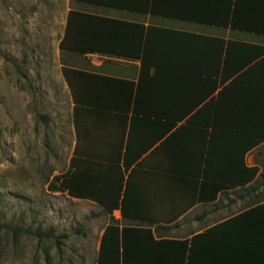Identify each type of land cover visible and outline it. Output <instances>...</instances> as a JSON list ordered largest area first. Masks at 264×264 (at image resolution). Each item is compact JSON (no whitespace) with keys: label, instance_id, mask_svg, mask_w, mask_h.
<instances>
[{"label":"crops","instance_id":"1","mask_svg":"<svg viewBox=\"0 0 264 264\" xmlns=\"http://www.w3.org/2000/svg\"><path fill=\"white\" fill-rule=\"evenodd\" d=\"M71 2L120 23L95 43L130 54L61 65L72 147L59 194L101 209L94 264L108 227L127 234V264H262L264 0Z\"/></svg>","mask_w":264,"mask_h":264},{"label":"rangeland","instance_id":"2","mask_svg":"<svg viewBox=\"0 0 264 264\" xmlns=\"http://www.w3.org/2000/svg\"><path fill=\"white\" fill-rule=\"evenodd\" d=\"M73 9L71 0H0V264L95 263L101 209L47 189L72 147L58 44ZM49 231L67 235L60 251L34 236Z\"/></svg>","mask_w":264,"mask_h":264},{"label":"trees","instance_id":"3","mask_svg":"<svg viewBox=\"0 0 264 264\" xmlns=\"http://www.w3.org/2000/svg\"><path fill=\"white\" fill-rule=\"evenodd\" d=\"M120 27L121 24L118 22L108 21L70 10L67 14L63 38L58 45L60 53L64 56L61 63L62 68H64V66L73 65L76 63L75 61L79 62L83 56L88 54L99 53L116 58L128 57L130 54L126 53L127 50L124 53L123 47L119 44L112 45L111 41H108V43H95L94 38L96 36L103 37L106 33H110L114 37H119L122 31ZM152 30L153 29L148 28L145 34V43L143 42V52L141 53L140 59L143 66L152 64L146 59L147 39H149L147 36ZM68 175L69 172L67 171L64 174L54 176L48 184V191L54 193L68 192V194H71V190L67 191V186L64 182V179H66ZM92 198L97 199L96 197ZM103 208L104 210L111 212L114 208H117V205L114 204ZM6 231L13 235L22 232L20 230H13L11 227H6ZM34 236L39 239L54 240L58 251H60L62 245L61 240L68 238L65 234L56 236L51 231L47 233H35ZM126 236L127 234L120 233L118 228L108 227L101 239L98 264H127Z\"/></svg>","mask_w":264,"mask_h":264},{"label":"snow or ice","instance_id":"4","mask_svg":"<svg viewBox=\"0 0 264 264\" xmlns=\"http://www.w3.org/2000/svg\"><path fill=\"white\" fill-rule=\"evenodd\" d=\"M262 264H264V262H262Z\"/></svg>","mask_w":264,"mask_h":264}]
</instances>
